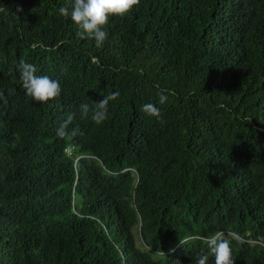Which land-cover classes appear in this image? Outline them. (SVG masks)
Returning a JSON list of instances; mask_svg holds the SVG:
<instances>
[{"label":"trees","instance_id":"1","mask_svg":"<svg viewBox=\"0 0 264 264\" xmlns=\"http://www.w3.org/2000/svg\"><path fill=\"white\" fill-rule=\"evenodd\" d=\"M70 3L0 0V264H215L217 231L264 264V0H139L99 48ZM21 60L60 96H27Z\"/></svg>","mask_w":264,"mask_h":264},{"label":"clouds","instance_id":"2","mask_svg":"<svg viewBox=\"0 0 264 264\" xmlns=\"http://www.w3.org/2000/svg\"><path fill=\"white\" fill-rule=\"evenodd\" d=\"M139 4V0H71L70 5L65 4L59 8V14L63 17H70L81 30V38H91L95 41L96 47H101L107 39L108 33L104 30V26L108 23L110 16L123 17L129 13L134 6ZM22 9L18 8L17 12ZM93 62H98L93 58ZM20 73V81L27 96L37 102H48L60 96L61 85L58 80L51 79L48 76L36 75V67L31 63L23 60L18 65ZM170 90L161 89L158 93L159 103L164 104L168 100ZM2 95V94H0ZM118 91L103 96L100 102L96 103V107L92 110L91 119L96 124H101L108 116V105L110 101H114L119 97ZM80 110L82 116L89 113V105L81 104ZM142 111L156 117L159 122H163L160 109L152 103L142 105ZM74 119V114H69L66 120L56 129V136L64 138L69 134L68 128ZM72 135L83 133L78 128H73ZM208 246L209 254L215 257V264H234L232 258L231 240L243 242V238L236 232L217 231L208 237H201ZM186 240L180 239V244L184 245ZM209 255H201L195 261V264H208Z\"/></svg>","mask_w":264,"mask_h":264}]
</instances>
